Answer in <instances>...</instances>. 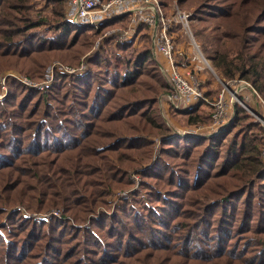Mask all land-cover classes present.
<instances>
[{
  "label": "trees",
  "instance_id": "obj_1",
  "mask_svg": "<svg viewBox=\"0 0 264 264\" xmlns=\"http://www.w3.org/2000/svg\"><path fill=\"white\" fill-rule=\"evenodd\" d=\"M170 1L162 0L166 6ZM178 1L204 24L195 29L196 37L223 79H246L264 99V0ZM68 3L45 0L39 8L33 0H0V72L15 67L41 82L52 59L68 61L74 51L92 50L83 68L66 72L54 66L45 91L13 75L7 78L8 94L0 98V264H130L124 258L133 257L136 264H264V220L255 219L248 229L234 223L253 210L238 212L232 199L240 194L245 205L254 202L257 181L264 178V125L239 104L223 135L195 142L176 138L164 149L175 146L174 155H186V167L170 172L172 182L180 187L181 179L190 178L181 193L162 189L150 197L164 200L163 206L179 201L167 232L154 231L150 208L135 191L133 200L141 205H132L129 196L118 211L121 223L132 221L133 227L122 231L125 224H105L106 234L97 231L83 239V232L91 231L71 220L83 223L88 213L108 204L115 187L129 186L132 167L121 165L131 155L125 150L152 155L153 143L145 136L166 131L156 97L167 83L148 35L137 44L120 42L113 30L122 18L104 20L98 28L75 24ZM200 108L185 112L189 123L205 118ZM50 208L62 209L63 215L45 229L48 222L34 213ZM61 221L69 236L57 226Z\"/></svg>",
  "mask_w": 264,
  "mask_h": 264
},
{
  "label": "rangeland",
  "instance_id": "obj_2",
  "mask_svg": "<svg viewBox=\"0 0 264 264\" xmlns=\"http://www.w3.org/2000/svg\"><path fill=\"white\" fill-rule=\"evenodd\" d=\"M33 3H37V7H42L45 3V0H33ZM168 9L171 11L175 10H182L186 11L191 14V21H190V29L191 32L193 33L194 38L196 41L201 45L202 43L198 40L195 34V29L197 27H202L204 24L194 18V9L193 8H188L187 6H183L179 3L178 0H172L168 3ZM51 7V6H50ZM146 40V39H145ZM189 40V36L181 32L179 33V42L180 43H185L187 44ZM142 41V40H141ZM147 41V40H146ZM103 42V41H101ZM147 43V42H145ZM203 47V46H202ZM94 49V48H93ZM92 50H88L85 52H82L81 54H76L75 51L73 52V59L71 57L68 58L67 60H62L61 58H56L52 59L50 62V66L47 69V79H44L43 81H37V80H32L31 78L27 76H23L21 74V71L15 67H3L0 72V95H4V97L8 94V76L17 74L20 79V81L25 82L29 86H36L39 87L42 91H45V85H48V81H50L53 77V67L57 66L59 69L66 71V72H73L76 70V66H80V68H83V62H85V59L92 54ZM117 51V49H115ZM154 55V51H153ZM68 63V64H67ZM74 65H71V64ZM157 63H159V69L163 73L165 77V81L167 83V87L163 90L158 91L157 94V113L161 120L165 122L166 128L162 130H166L164 132H160L156 134L155 136H145L147 140L151 141L152 147H153V154L152 155H138L141 153L140 150H130L126 149L125 151L127 153H131V155H126V158L123 157V162L121 163L122 166L125 167H132V169L127 170L128 172V178L131 180V184L127 187L121 188V187H115L113 190V194L108 197V204L103 205L97 208V210L94 213H88L87 216L85 217L83 223H78L75 222L73 219L71 220L72 223H74L76 226H82L83 228L89 229L91 232H83L82 234L83 239L87 238H92L93 233L102 231L103 233L106 234V228L104 227L105 224L112 225H124L125 226L121 229L122 231H125V227H133L134 223L132 221L126 222V223H121L123 216L120 211L122 206L124 205L125 200L127 198L131 197V203L132 205H137L139 207L141 203H137L133 200V193L136 191L137 197H140V199H143L145 202L146 207L150 208L148 214L151 217V225L154 226V231H162V232H167L169 224H171V221L173 220V216H171L173 213H175L179 209V201L178 200H173L171 202H168L163 206L164 200H159L160 198H153L151 199L150 197L155 193L158 192L157 190H170V191H177L178 193H181L184 188L189 186V180L190 178H187L186 180L181 179L180 182V187H178L176 182H172L171 179L172 176H170L173 173L172 171L176 167H186L185 163L183 160L186 157V155H174V153L170 149L168 151L164 152L166 147H172L171 142H174L176 138H181L182 140L184 138H192L193 142H195V139H205V138H211L212 136H218V135H223L222 131L218 135H213V127H212V119L210 116V108L209 107H204L202 106L200 108L201 113L205 116V118H202L203 120H199L198 123H189L188 122V116L187 113H185L188 110H180L176 108V106L169 100L168 95L172 91V84L170 80L166 76V69L161 66L160 61L158 60ZM77 64V65H75ZM215 67V66H214ZM73 68L74 70H70ZM215 70L218 73L216 67ZM26 73L32 71V66H27L25 68ZM7 75L5 78V82L2 84L3 81V76ZM220 75V74H219ZM16 77V76H15ZM214 78L213 74L207 70L205 74V87L206 89H210L212 94L216 93V90L218 89V86L216 84H213L212 79ZM221 78H224L220 75ZM227 80V79H226ZM231 80V79H228ZM10 82V81H9ZM5 86V89L2 87ZM212 86V87H211ZM66 89V88H63ZM243 94L249 98V100L255 101L253 95H251L248 91V89H243ZM153 95V94H151ZM71 98L76 99V96L73 95ZM70 98V99H71ZM246 98V99H247ZM248 100V99H247ZM51 103L53 104H58L60 107H63L62 104L59 101L52 100ZM262 105V104H261ZM257 108L260 107V104H257ZM263 106V105H262ZM261 106L259 111H264V108ZM192 109V108H191ZM189 109V111L191 110ZM248 111V110H247ZM249 112V111H248ZM252 115V114H251ZM151 131L154 133L157 131L155 128H152ZM161 131V130H159ZM123 134H129L128 132L122 131ZM140 134H143L140 132ZM179 136V137H178ZM232 134L228 135L226 140L228 141ZM173 138V139H172ZM138 142V140L134 141V143ZM203 147V146H202ZM180 153L184 152V148H179ZM261 155L264 158V145L261 148ZM194 155V154H193ZM190 169H193L192 166H188ZM181 170L183 173L184 169L186 168H178ZM258 188L255 189V192L258 197H262L264 201V178H261L260 180L257 181ZM180 188V189H179ZM163 193V194H162ZM161 194L165 199H170L168 196V193L166 194L165 192H162ZM130 196V197H129ZM177 197V196H173ZM258 197L254 200V202H248L247 205L244 204L243 197L237 195L234 199H232V204L238 209H236L238 212L242 213V210L244 207L246 209H252L253 211L243 217H238L237 220L234 222L235 225L248 229V225H255V219H260V224L264 220V203H258ZM185 197L183 196L181 200H183ZM198 195H195L193 199L197 201ZM181 204H184L185 201H181ZM195 203V202H193ZM193 204L190 205L192 207ZM229 214L234 213V210L232 208H226ZM21 210L24 215H28L27 209L24 207H21ZM262 210V212H260ZM187 215L191 218L193 210L189 208ZM255 212V215L252 216L251 214ZM103 213H107V217H103ZM119 213V214H116ZM116 214V215H115ZM30 215V213H29ZM63 215V211L60 208H50L46 210H42V212L34 213V216L38 221H47L48 224L45 229L49 226V224L52 225L56 221V218H53L54 216L56 217H61ZM112 216V217H111ZM111 217V218H110ZM70 219V216L67 217ZM105 218H107L105 220ZM253 218V219H251ZM59 219V218H58ZM248 219V220H247ZM93 220H96L95 223H93ZM58 221V220H57ZM142 221V220H140ZM143 222V221H142ZM40 225L41 223L38 222ZM56 223V222H55ZM77 223V224H76ZM129 223V224H127ZM57 226L61 229L62 233L66 236H69L71 233H69L70 228L67 227L66 224H64L62 221L60 223H57ZM143 231L148 232V228L146 227L145 223L142 225ZM102 229V230H101ZM249 235H252L254 233L251 232H246ZM156 237H162L161 233H156ZM255 235V234H254ZM244 237V236H242ZM75 236H71L69 239L74 240ZM81 239V237H80ZM239 240V239H238ZM237 240V242H238ZM232 240H227L225 243L230 244ZM85 242V241H84ZM94 242V241H93ZM70 243H76V242H70ZM116 251V248H113L112 253ZM91 252V249L89 250ZM125 263H130V264H136V258H124Z\"/></svg>",
  "mask_w": 264,
  "mask_h": 264
},
{
  "label": "built area",
  "instance_id": "obj_3",
  "mask_svg": "<svg viewBox=\"0 0 264 264\" xmlns=\"http://www.w3.org/2000/svg\"><path fill=\"white\" fill-rule=\"evenodd\" d=\"M67 13L71 22L94 28L104 20L122 18L113 30L120 42L134 40L137 44L143 34L148 35L154 55L166 69V76L172 84L169 100L180 110L209 107L213 135L227 129L234 118L236 104L264 125V111H259L262 105L264 108V99L248 80L238 77L226 80L217 74L191 32L190 13L171 11L162 0H69ZM123 23H127V27H123ZM181 32L189 36L187 44L179 42ZM207 70L213 74L214 78H210L218 86L215 94L205 87L203 75ZM7 75L2 77V84ZM13 76L19 77L17 74ZM243 89H248L256 100H249ZM257 104H260L259 108Z\"/></svg>",
  "mask_w": 264,
  "mask_h": 264
},
{
  "label": "crops",
  "instance_id": "obj_4",
  "mask_svg": "<svg viewBox=\"0 0 264 264\" xmlns=\"http://www.w3.org/2000/svg\"><path fill=\"white\" fill-rule=\"evenodd\" d=\"M204 76V78H205V74L203 75ZM213 81V80H212ZM213 84H214V82H213ZM212 87V86H211ZM208 89V88H207ZM209 91H210V89H208ZM199 107H201V106H199Z\"/></svg>",
  "mask_w": 264,
  "mask_h": 264
}]
</instances>
